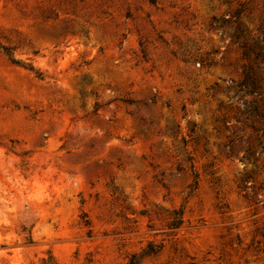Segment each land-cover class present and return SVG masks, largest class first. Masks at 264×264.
<instances>
[{"label": "rangeland", "instance_id": "374dc122", "mask_svg": "<svg viewBox=\"0 0 264 264\" xmlns=\"http://www.w3.org/2000/svg\"><path fill=\"white\" fill-rule=\"evenodd\" d=\"M0 264H264V0H0Z\"/></svg>", "mask_w": 264, "mask_h": 264}]
</instances>
